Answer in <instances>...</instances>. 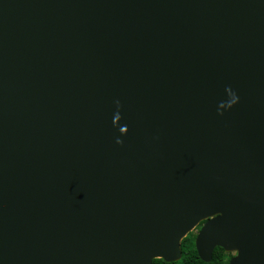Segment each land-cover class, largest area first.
I'll list each match as a JSON object with an SVG mask.
<instances>
[{
    "label": "water",
    "instance_id": "1",
    "mask_svg": "<svg viewBox=\"0 0 264 264\" xmlns=\"http://www.w3.org/2000/svg\"><path fill=\"white\" fill-rule=\"evenodd\" d=\"M200 223L264 264V0H0V264L175 262Z\"/></svg>",
    "mask_w": 264,
    "mask_h": 264
},
{
    "label": "trees",
    "instance_id": "2",
    "mask_svg": "<svg viewBox=\"0 0 264 264\" xmlns=\"http://www.w3.org/2000/svg\"><path fill=\"white\" fill-rule=\"evenodd\" d=\"M196 234L190 232L181 242L182 256L175 262H166L163 259H154V264H214L215 262L223 261L225 258L229 259L230 254L226 253L223 248L215 247L212 253L210 262L202 261L195 248Z\"/></svg>",
    "mask_w": 264,
    "mask_h": 264
},
{
    "label": "rangeland",
    "instance_id": "3",
    "mask_svg": "<svg viewBox=\"0 0 264 264\" xmlns=\"http://www.w3.org/2000/svg\"><path fill=\"white\" fill-rule=\"evenodd\" d=\"M197 228V227H196ZM194 229L193 231H191L192 233H196V231H197V229ZM226 253H228V252H226ZM229 254L231 255L230 256V258L231 257H233V256H235L236 255V251H233V252H229ZM228 262H229V259L227 258H225L223 261H220V262H215L214 264H228Z\"/></svg>",
    "mask_w": 264,
    "mask_h": 264
},
{
    "label": "flooded vegetation",
    "instance_id": "4",
    "mask_svg": "<svg viewBox=\"0 0 264 264\" xmlns=\"http://www.w3.org/2000/svg\"><path fill=\"white\" fill-rule=\"evenodd\" d=\"M202 223H203V222H202ZM202 223H200V224L197 226V228H196V229H197V231L200 229V227H201ZM197 231H196V233H197ZM196 233H195V234H196ZM229 260H230V258H229ZM228 264H229V262H228Z\"/></svg>",
    "mask_w": 264,
    "mask_h": 264
}]
</instances>
